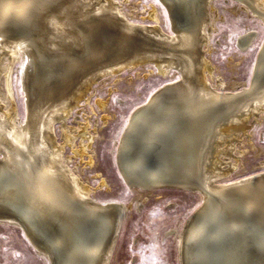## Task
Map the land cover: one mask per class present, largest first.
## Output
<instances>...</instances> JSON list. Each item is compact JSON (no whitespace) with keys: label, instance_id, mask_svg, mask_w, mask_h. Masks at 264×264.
Instances as JSON below:
<instances>
[{"label":"bare ground","instance_id":"1","mask_svg":"<svg viewBox=\"0 0 264 264\" xmlns=\"http://www.w3.org/2000/svg\"><path fill=\"white\" fill-rule=\"evenodd\" d=\"M236 1L264 23V0ZM161 2L170 33L154 5L147 12L153 23H138L117 0H0V221L21 226L49 264L110 260L126 204L97 200L73 171L64 145L81 158L88 154L90 164L94 134L88 122L70 127L65 120L81 98L88 99L93 82L146 62L162 76L172 69L180 76L134 109L140 108L116 153L126 179L144 196L162 182L198 189L204 205L177 231L182 264H264V170L218 181L235 170L234 150L251 116L264 113V42L250 83L224 90L243 81L227 84L214 76L207 56L213 0ZM255 37L245 30L235 41L246 49ZM19 59L26 122L18 116L10 76Z\"/></svg>","mask_w":264,"mask_h":264},{"label":"rangeland","instance_id":"2","mask_svg":"<svg viewBox=\"0 0 264 264\" xmlns=\"http://www.w3.org/2000/svg\"><path fill=\"white\" fill-rule=\"evenodd\" d=\"M117 1L122 11L138 23H153L147 12L154 5L162 28L168 33L172 31L168 11L161 0ZM213 4L216 16L207 56L214 64L215 77L219 76L227 84L243 81L224 88L236 90L242 84L250 83L258 49L264 42V23L248 15L236 0H213ZM235 5L239 6L238 10L233 8ZM245 30L255 31L256 37L246 49H240L235 38ZM3 61L2 64L8 62L7 58ZM22 64L21 59L15 61L10 76L18 116L26 122L27 96L23 89ZM3 76L4 73H0V91L5 90ZM179 76L175 69L162 76L153 62H146L100 77L92 83L88 99L81 98L65 120V125L70 127L77 126L79 121L88 122V129L94 134L88 149L93 159L90 164L86 162L88 154L81 158L73 154L71 144L64 145L63 154L68 157L73 171L92 187L91 194L97 200L126 204L108 264H180L177 231L183 228L189 214L200 204L201 195L163 187L144 196L137 187L126 183L116 162L118 143L131 112L161 84ZM99 100L104 105H98ZM0 104L4 101L1 100ZM58 121L54 123V132L56 139L62 141L63 128ZM249 121L247 132L241 134L234 150L237 157L235 170L218 181L264 170V113L256 118L251 116ZM78 139L80 141L79 136L74 143H78ZM101 179L104 183H100ZM171 228L175 231L166 234ZM0 264H49V260L29 241L21 226L0 221Z\"/></svg>","mask_w":264,"mask_h":264},{"label":"water","instance_id":"3","mask_svg":"<svg viewBox=\"0 0 264 264\" xmlns=\"http://www.w3.org/2000/svg\"><path fill=\"white\" fill-rule=\"evenodd\" d=\"M139 109H140V108H139ZM139 109H136V110H134V111L131 113V115H130V117H129V120H128L126 126H125V129H124V131H123V133H122V136L125 134V131L127 130L128 125H129V123H130L132 117L134 116L135 113H137V112L139 111ZM116 162H117L118 169H119V171H120V173H121L123 179L126 181V183H127L129 186H131V185H130V182H129V181L126 179V177H125V176H126L125 173L123 172V170H122L121 167H120L119 160L117 159V155H116ZM222 178H224V177H220V179H222ZM163 187L177 188V189H181V190H185V191H189V192H198V189L193 188L192 185H190V184H183V183H176V182H175V183H174V182H172V183H164V182H162L161 184H158L157 186H155V189H159V188H163ZM203 205H204V200H202L201 203L196 207V209L190 214V216L188 217V219L186 220V222H185V224H184V226H183V228H182V232L184 231L185 226H187L188 221H190L189 219H191V217H193V216L197 213V211H198L199 209H201V207H202ZM120 226H121V225H119V227H120ZM179 260H180V264H182V263H181V256H180V249H179ZM183 260H185V259H183Z\"/></svg>","mask_w":264,"mask_h":264}]
</instances>
